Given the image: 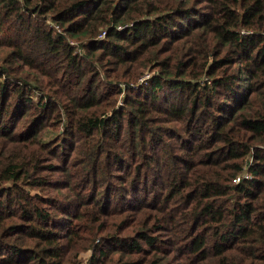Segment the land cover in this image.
Masks as SVG:
<instances>
[{
    "label": "trees",
    "instance_id": "trees-1",
    "mask_svg": "<svg viewBox=\"0 0 264 264\" xmlns=\"http://www.w3.org/2000/svg\"><path fill=\"white\" fill-rule=\"evenodd\" d=\"M87 251L264 264V0H0V264Z\"/></svg>",
    "mask_w": 264,
    "mask_h": 264
},
{
    "label": "rangeland",
    "instance_id": "rangeland-1",
    "mask_svg": "<svg viewBox=\"0 0 264 264\" xmlns=\"http://www.w3.org/2000/svg\"><path fill=\"white\" fill-rule=\"evenodd\" d=\"M157 73V69L154 68H149L147 69L138 79L137 81H133L135 83L131 84V88H135V90H139L141 88L142 85H148L150 80L153 78V76ZM207 80V76H205L204 78L201 79L202 82ZM123 84H121L124 87V93L120 96L119 99V104H122V97L125 95L126 91L125 89L127 88V85L124 84V82H122ZM61 128H59L58 130H60ZM56 135V132H50L47 135V139H51L52 137H54ZM250 176V172L248 171V166L246 167V169L241 173V175L237 176V178L235 179L236 182H239L241 180L242 176ZM240 178V179H239ZM84 259V264H88L89 262V258L91 257V251H87L82 253L81 255Z\"/></svg>",
    "mask_w": 264,
    "mask_h": 264
},
{
    "label": "built area",
    "instance_id": "built-area-1",
    "mask_svg": "<svg viewBox=\"0 0 264 264\" xmlns=\"http://www.w3.org/2000/svg\"><path fill=\"white\" fill-rule=\"evenodd\" d=\"M105 35H106V31L103 32V34L101 35V37L103 38Z\"/></svg>",
    "mask_w": 264,
    "mask_h": 264
}]
</instances>
